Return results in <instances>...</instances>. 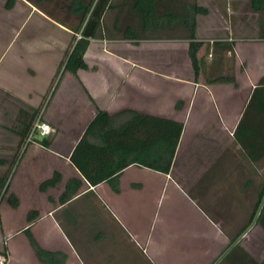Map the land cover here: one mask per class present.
<instances>
[{"label": "crops", "instance_id": "1", "mask_svg": "<svg viewBox=\"0 0 264 264\" xmlns=\"http://www.w3.org/2000/svg\"><path fill=\"white\" fill-rule=\"evenodd\" d=\"M126 1L116 4L107 35L100 20L82 57L86 68L74 74L59 69L75 39L72 27L39 11L37 1L7 0L0 11V176L9 174L0 240L7 264H44L24 230L61 264H264L258 213L242 233L246 240H233V221L247 222L255 207L250 173L264 169V157L250 162L233 139L264 76V10L253 12L250 0H161L174 8L194 3L207 12L194 17V37L202 43L195 78L180 24L141 31ZM215 42L233 43L228 70L213 66L229 57L212 52ZM229 71L234 85L207 82ZM97 110L181 123L169 172L129 166L114 182L89 186L69 157ZM18 113L21 125L40 115L53 132L23 147ZM54 173L56 185L41 191ZM71 180L79 186L60 203ZM237 193L246 195L244 201L235 199ZM9 195L17 200L14 209Z\"/></svg>", "mask_w": 264, "mask_h": 264}, {"label": "trees", "instance_id": "2", "mask_svg": "<svg viewBox=\"0 0 264 264\" xmlns=\"http://www.w3.org/2000/svg\"><path fill=\"white\" fill-rule=\"evenodd\" d=\"M41 3L44 0H36ZM130 10L136 14L141 31L168 27L171 23H179L186 31L187 56L193 75L199 73V62L196 53L202 43L194 37L196 15H206V10L192 3L191 6L163 5L161 0H128ZM110 0H70L68 13L72 15L77 26L73 43L66 52L60 68L74 74L77 70L85 69L83 54L89 40L95 35L104 11L109 7ZM251 10L255 13L264 10V0H250ZM130 33L128 29L124 34ZM213 53L226 51L232 54L233 43H212ZM208 83L233 84L232 76L219 75ZM38 114V111L35 115ZM21 113L17 115L16 133L19 142L23 143L35 117L21 125ZM182 131V124L173 120L144 115L131 110H125L114 115L97 110L92 120L86 126L82 136L74 146L69 161L83 180L91 187L102 182L112 183L125 168L135 166L152 172L167 174L173 163L176 147ZM233 139L248 160L256 163L264 157V76L252 90L247 105L234 129ZM21 145V144H20ZM42 145L45 142L42 141ZM8 173V172H7ZM8 175L0 176V197L6 192ZM59 177H52L40 184L39 189L53 187ZM79 183L76 180L67 182L65 191L59 202L68 200L76 191ZM71 192L68 193V189ZM264 196L262 184L256 207L258 208ZM7 202L11 208L17 207V200L9 195ZM33 213L27 215L31 220ZM264 199L261 203L256 222L264 228ZM24 235L36 258L44 264H61L55 254L41 250L33 241L27 230Z\"/></svg>", "mask_w": 264, "mask_h": 264}, {"label": "rangeland", "instance_id": "3", "mask_svg": "<svg viewBox=\"0 0 264 264\" xmlns=\"http://www.w3.org/2000/svg\"><path fill=\"white\" fill-rule=\"evenodd\" d=\"M29 3H32L33 2H36V0H25ZM69 1L70 0H44L42 1L41 3H36V8L41 11L42 13L46 14V15H49L51 16V18H53L55 21L59 22V23H65V25H68V27H72L73 29L76 28L77 26V22L75 20V18H71V17H68V4H69ZM7 0H0V11L1 9H3L4 5L6 4ZM125 2L127 3L126 0H112L111 1V9L110 10H107L106 12H104L105 14L102 15L101 17V22H102V25L104 26L105 28V33L104 34H108V30L107 29H110V20L116 16V13H118L119 11H115V7H116V4H125ZM114 8V9H113ZM1 14V12H0ZM125 19L126 20H130V16L128 15L127 12H125ZM263 17H264V14H263ZM66 18L67 21L65 20ZM137 18V17H136ZM137 23H138V18H137ZM100 27V25H99ZM97 32V30H96ZM74 33V31H73ZM75 34V33H74ZM99 34V33H98ZM115 35V34H114ZM219 60H214L213 61V66L215 67H223V68H231V66H233V50H232V54L229 53V57L226 59V60H223L220 62H218ZM230 70V69H229ZM222 74V73H220ZM218 74V75H220ZM226 76H232V73L231 71H229L228 73L225 74ZM19 152L21 151V147L19 148L18 150ZM264 163V162H263ZM15 168V167H14ZM13 168V170H14ZM12 170V171H13ZM9 173V172H8ZM238 172H235V174H237ZM246 173V172H244ZM236 176V175H235ZM250 178L252 180V183L255 184V186H253L251 188L252 190V196L250 197L251 198V203L252 205H254L255 207L253 208L252 210V216L251 218H249L246 222V220H239V219H235L233 221V226H234V234H233V240L236 241L237 239H240L237 241V243L239 242H243L244 240V237H243V232L245 231V229L251 225V222L253 221V217H254V214L256 213H259V210L260 208L258 209L256 207V204H257V201H258V196H259V192H260V189H261V186L262 184H264V169L263 170H252L251 173H250ZM238 190V186L235 185V191ZM6 195V192L1 195L0 197V213H5L6 212V207H5V196ZM246 197V195L244 194H235V199L239 198V199H243L244 201V198ZM256 202H255V200ZM255 202V203H254ZM159 216L162 214L163 212V208L162 209H158L157 210ZM160 219V218H159ZM239 221L241 223H239ZM264 222V221H262ZM258 223V222H257ZM157 224V227H160L161 225L159 224V222L156 223ZM260 224V223H258ZM264 224V223H263ZM256 226V223L253 224ZM262 225V224H260ZM163 227V226H162ZM0 250L4 251V253L7 255L6 251H5V248L3 246V241L0 240Z\"/></svg>", "mask_w": 264, "mask_h": 264}, {"label": "built area", "instance_id": "4", "mask_svg": "<svg viewBox=\"0 0 264 264\" xmlns=\"http://www.w3.org/2000/svg\"><path fill=\"white\" fill-rule=\"evenodd\" d=\"M79 34L75 35V39H79ZM52 129L46 123L42 122L40 119V115H38L34 121L32 122L29 132L25 138V143L23 147L31 142L35 136L38 137H46L52 133ZM7 256L4 251L0 250V264H7Z\"/></svg>", "mask_w": 264, "mask_h": 264}]
</instances>
